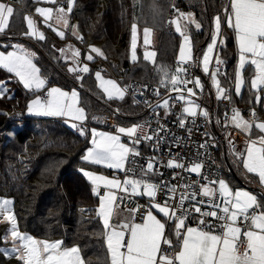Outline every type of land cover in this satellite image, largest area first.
Segmentation results:
<instances>
[{"label":"snow or ice","instance_id":"6c2138e0","mask_svg":"<svg viewBox=\"0 0 264 264\" xmlns=\"http://www.w3.org/2000/svg\"><path fill=\"white\" fill-rule=\"evenodd\" d=\"M35 3H47L57 5L53 7H36L35 12L43 18L52 31L61 39L65 38V31L54 28L50 21L60 25L63 29L72 28L71 34L78 40L83 37L78 34V26L69 24V17L73 12L75 0H64L57 4V0H34ZM175 7V6H173ZM177 18L170 21L175 26V32L179 34L182 42L179 46V56L174 74H169L163 67L157 69L162 72L164 79L159 81L160 86L175 91L174 99L183 101L189 106L183 107L177 121L180 128L186 127V117H192L195 123L197 108L199 105L188 97L195 96L193 88L187 87L193 84L203 91L204 85L200 79L186 78L189 70L184 65L195 63L202 64L204 74L210 75L212 85L216 89V98L230 101L227 90L221 86L218 75L222 74L221 66L225 61L220 57V46L223 44L222 25H226L234 34L238 47V65L234 73V92L241 95L246 81L242 75L247 65H251L255 75L250 81V91L255 95V102H261L260 92L264 91V0H229L228 6L223 9V19L220 15L213 18L214 30L210 34V42L202 50V58L193 55V43L189 34V25H194L197 31L202 25L197 22L192 13L180 12ZM14 17L13 6L0 0V34H5ZM27 31L22 33L28 38H36L39 41L46 39L44 32L36 27V21L30 16L24 17ZM183 21V23H182ZM131 60L137 61L138 25H131ZM151 29L145 28L144 45L149 44ZM13 51H0V69L14 74L23 88L33 93L45 91V95H35L26 105V112L36 116L65 117L81 136L87 134L83 122L87 119L85 109L79 106V93L76 89L71 92L58 87L46 89L48 81L42 78L41 69L33 62L34 52H30L23 45H11ZM63 56L66 51H71V58L76 62L75 67H69L68 71L76 73V79L82 80L81 74L90 73L87 64L79 66L80 50L69 46L68 49L59 50ZM90 52L104 57L101 49L90 46ZM156 53L144 52V60L155 63ZM106 59V57H104ZM88 61H93L91 54L86 56ZM215 61V71L210 72V64ZM95 80L98 87L108 100H123L130 86H121L117 81L105 79L101 71L95 72ZM146 87V86H145ZM187 93V96L185 95ZM153 94L159 96L156 89ZM143 95V91L140 92ZM7 96L6 84L0 83V99ZM11 99V96H7ZM134 103L141 101L134 100ZM143 103L152 108L154 115H158L156 109H163L165 115L170 112L168 99L163 103L151 105L145 100ZM117 111H119L117 109ZM4 114L0 112V115ZM206 120L209 112H199ZM251 120L245 119L242 113L233 108L230 121H225V126L230 123L236 129L246 134L245 148L239 152L231 140L232 155L242 164L247 173L258 178L261 186H264V122H257L255 109L250 112ZM217 124L221 122L216 121ZM257 129L261 135L255 139L252 137L253 129ZM165 131L163 125L158 123L155 131L151 125L137 124L129 127L119 126L116 134L91 130V147L87 148L82 156L83 161L92 165H102L107 169L123 172L125 178H109L92 171L81 169L83 175L91 182L92 191L99 198L98 208L95 209L97 218L102 221L103 235L106 248L110 257V264H264V201L255 194L243 189L233 190L225 179L219 177L212 179L204 174L206 162L196 157L204 155L197 152L196 157L188 160L187 165L182 162L185 157L169 159L164 165L169 169H181L188 174H196L202 181L193 180L190 183L170 184L160 179L154 181L153 177L160 176L156 158L149 157L146 165H139L137 158L141 156L138 145L145 141L159 142L161 133ZM189 131H191L189 129ZM127 137L129 144L122 142L121 137ZM209 141L205 140L199 145L201 149H207ZM215 147V144H211ZM183 179L180 173L172 176L173 180ZM212 185V186H210ZM218 185L217 187H214ZM105 191L101 194L100 189ZM181 189L177 195V189ZM192 189V190H190ZM158 194L161 199L157 200ZM198 196L207 200L197 199ZM136 197H147V208L142 213L141 222H135V214L140 212L139 207L130 208L132 219L125 218L118 223H112L113 217L120 203L131 201ZM10 199H0V222L8 223L3 239L11 236L14 244L18 246L11 249L0 248V254L11 256L21 261V264H85L78 246L64 247L62 241H47L33 238L27 233L18 230L16 216L12 211ZM207 205L210 210H202ZM154 211L156 214H154ZM193 213L199 214L197 226H188L187 221ZM159 216V218H158ZM211 218V219H209ZM175 237L173 243L172 237ZM162 244L167 248H162ZM172 249L171 254L167 249Z\"/></svg>","mask_w":264,"mask_h":264},{"label":"trees","instance_id":"16d2710c","mask_svg":"<svg viewBox=\"0 0 264 264\" xmlns=\"http://www.w3.org/2000/svg\"><path fill=\"white\" fill-rule=\"evenodd\" d=\"M226 2L140 0V3L135 4V0H75L70 20L77 23L80 36L83 37L80 41L81 54L90 46L97 45L106 57L93 56L94 60L89 61L90 73L84 74L82 80H77L68 72V61L61 59L55 47L70 39L68 31H65V38L61 39L47 25H42L46 37L44 41L30 39L22 34L27 31L24 17L35 3L33 0H20L14 6L10 27L0 37V41H21L33 48L36 52L35 62L41 74L47 77L46 86L58 84L66 88H80L81 104L88 113V119L95 112L109 114L115 111L116 119L124 123L131 120V117L135 120L142 116V109L132 104L127 95L123 100H108L96 86L94 72L99 69L120 82L132 76L159 79L161 72L157 69L160 67L172 73L180 41L179 35L165 26L172 11L178 8H192L195 11L203 24L202 30L191 28L189 33L195 43L194 53L199 54L210 30L211 17L215 14L223 16L221 9L226 7ZM135 16L141 25L149 23L159 30L153 65L141 60L135 64L129 61L130 29ZM222 37L219 54L225 61V71L221 76L228 81L236 51L228 30L223 29ZM2 48L6 50L10 46ZM3 78H7V75L0 71V79ZM6 83L9 92H12V95L7 96L12 98L6 96L0 99V112L4 113L0 115V195L14 199L13 209L18 229L44 240L61 239L64 245L77 244L85 264H109L102 222L95 214L97 196L81 172V168L87 164L82 156L89 145L88 133L81 136L61 119L25 115L28 99L34 94L11 78ZM232 101L236 107H252L246 102L240 104ZM220 106L223 113L221 103ZM130 112L134 115H129ZM243 113L246 114L245 111ZM16 122L20 123V127L12 135H7V129ZM217 143L214 156H218L219 160L215 158L220 165L221 143L218 146ZM231 167L234 170V165ZM229 177L232 182H237L234 178L236 176ZM238 182L243 183L240 180ZM259 196L264 201V194ZM6 227L7 223L0 222V248L11 242L3 239ZM0 264H21V261L15 256L0 254Z\"/></svg>","mask_w":264,"mask_h":264},{"label":"built area","instance_id":"2783aa9c","mask_svg":"<svg viewBox=\"0 0 264 264\" xmlns=\"http://www.w3.org/2000/svg\"><path fill=\"white\" fill-rule=\"evenodd\" d=\"M169 20H167L165 25L167 27L170 25ZM194 54H195L194 57L198 58V54L197 53ZM176 67H177V60L173 62V72L172 73L170 72L169 74H174ZM184 67H187L189 70V75L186 78L194 79L198 77L199 66H197L195 63H192L190 65H184ZM210 71H215L214 60L213 63L210 64ZM221 71L222 72L225 71V63L224 65L221 66ZM164 78L165 77L161 72L159 79H152L151 77L138 78L132 76L129 77L128 80L125 82L121 81L123 86H130L129 91L126 95L129 96L133 101L134 100L141 101V103H138V105L141 107L143 111V115L135 120L134 125L145 124V122H147L148 124L151 125V130L155 131L159 123L160 125H163V127L165 128V131L161 133V137L158 143L155 141L152 142L145 141L137 146L141 153V156L137 158L138 164L146 165L148 158L154 156L158 161L157 164L158 171L163 174L162 177L160 176L153 177L154 181L163 179L164 181L169 182L170 184H183V183H190L193 180H195V181H200L203 184L206 183V181H202L201 177L197 176L194 173L188 174L181 169H169L164 166L169 159L172 158L179 159V157H177V153H179L180 157H185V159L182 162H184L187 165L188 160L192 159L193 157H196L197 152H200V153H204V155L196 158L206 162L204 174L208 175L212 179H215L217 177L224 179L222 170L219 167L217 160L214 156L215 147L211 146V144H215L216 146V143L219 140V138L218 136L216 137L211 136L212 134L208 122L209 119L206 120L203 116L199 115V112L202 111L205 104L207 87L204 85L203 91H201V89L196 88L191 83L187 85V87L193 88V91L196 93L195 96L188 97V99L194 101L195 104L199 105V108H197L198 115L195 118V123H193L192 122L193 118L187 117V114H185L186 127L180 128L177 123L179 119V114L181 113L182 108L188 106V104H185L183 101L177 102L174 99L177 93L171 90L170 85L168 89H165L164 87L160 86L159 81ZM154 89L160 92L159 96L153 94ZM141 91H143V95H140ZM45 94L46 93H42L41 95H45ZM185 95L187 96L186 92ZM227 95L230 96V101L226 99H221V104L223 108L222 120L224 125V129H223L224 133L222 135L224 137L226 134V136H228V138L233 142V144H237L238 141H242L241 134L237 130L235 131L230 126L229 123L227 126H225V121L226 120L230 121L232 109L235 108L232 101V94L227 92ZM260 96L261 99L264 100V91L260 92ZM165 99H168L170 103V112L168 115H165L163 109H156L158 115H154L152 108H150L147 104L143 103V101L147 100L150 102L151 105L155 106L158 102L163 103V100ZM240 108L242 111L246 112V115L251 120L249 110L244 107H240ZM116 115L117 112L115 111H113V113L103 114L96 122H98L99 124H101L106 128L115 129L114 125L116 124L114 121V116ZM83 126L84 125H82V127ZM189 129L191 131H189ZM123 138L127 139V137L125 136H123ZM205 140L209 141L210 146L207 149L199 148V145L203 143ZM175 173H180V177H183V179L178 178L176 180H173L172 176ZM118 174L123 177L125 176L123 172H119ZM214 187L218 188V185ZM180 191L181 189L178 188L177 195H179ZM160 199L161 197L158 194L157 200ZM197 199L207 200L208 198L198 196ZM147 202H148L147 197H136L133 198L131 201L125 200L122 203H120L119 209H124V210L128 209L129 211L130 208L139 207L141 211L135 214V222H141L142 213L147 208ZM201 207L202 210H210L207 207V205H203ZM198 216L199 214L193 213L192 217L187 221V224L197 226ZM131 219H132V215H131ZM162 248H167V246L162 244ZM167 251L169 254H171L172 249L168 248Z\"/></svg>","mask_w":264,"mask_h":264},{"label":"crops","instance_id":"0c3cea01","mask_svg":"<svg viewBox=\"0 0 264 264\" xmlns=\"http://www.w3.org/2000/svg\"><path fill=\"white\" fill-rule=\"evenodd\" d=\"M227 2H226V6H228V3H229V0H226ZM64 3V2H63ZM178 10L180 11V12H188V11H190V12H192L193 13V17H194V19L197 21V22H199L200 24H201V22L198 20V18H197V15H196V13H195V11H193V9L192 8H189V9H187V10H182V9H180V8H178ZM218 14H215V15H213L212 17H211V23H210V30H209V33L206 35L207 37H206V39H205V41L203 42V46H202V48H200V51H199V54H198V58H200L201 57V54H202V50H204L205 48H206V46H207V44L210 42V34H211V32H212V28H213V24H214V20H213V18L215 17V16H217ZM221 16V15H220ZM221 18L223 19V16H221ZM69 21H70V23H72V24H74V25H77V23L76 22H71V20H70V17H69ZM201 25H203V24H201ZM190 27H192L194 30H196L195 29V27H193V26H190ZM169 28L171 29V30H173V28H172V24H170L169 25ZM223 29H225V30H228L229 31V33H230V35H231V37H232V40H233V42H234V47H235V51H236V59H235V62H234V66L232 67V71H231V73H230V76H229V80L228 81H225L224 79H222V76L221 75H218V80L220 81V83H221V86L223 87V88H225L226 90H227V92H229L230 94H232V99L234 100V102L236 101L237 103H240L241 104V102H246V103H248V104H250V105H252V107L250 108V109H248V110H252V109H254L255 108V110H256V112H257V116H259V118H258V121H261V122H264V100L263 99H261V102L260 103H256L255 102V95H254V93L252 92V91H250V81H251V79L254 77V75H255V72H254V69H253V67L251 66V65H247L246 66V68H245V70H243V73H242V75H243V77H244V79H245V81H246V84H245V87L242 89V92H241V95H239V96H237L236 94H235V92H234V73H235V70H236V67H237V65H238V47H237V45H236V43H235V39H234V34H233V32H232V30L231 29H229V28H227V26L226 25H222V31H223ZM62 30L63 31H65L63 28H62ZM201 30H202V28H201ZM174 31V30H173ZM197 31V30H196ZM200 31V30H199ZM70 33V32H69ZM78 34L80 35V32H79V29H78ZM156 34V33H155ZM190 34V33H189ZM70 39H68L67 41H65V42H67V43H71V44H74L76 47H77V49H79V50H81L80 49V47H78L77 46V44H79V42L81 41V40H78V39H76L71 33H70ZM190 36H191V34H190ZM192 38V37H191ZM156 41H157V39H156ZM5 42V41H4ZM7 45L6 46H10V48H8V49H3L2 47L3 46H5V45H3V44H0V51H5V52H7V51H13L14 50V48L13 47H11V45H13V43H21V44H24L28 49H31V50H33L34 51V49L33 48H30L27 44H25V43H23V42H21V41H16V40H10L9 42H5ZM179 43H180V41H179ZM192 43H193V53H194V49H195V43L193 42V40H192ZM156 45H157V42H156ZM156 45H155V53L157 54V51H156ZM59 46V45H58ZM57 46V48L59 49V47ZM94 47H96V46H94ZM62 48V47H61ZM65 48V47H64ZM178 49H179V45H178ZM178 49H177V54H178ZM60 50V49H59ZM58 50V51H59ZM88 51V52H87ZM85 53H83V54H81V57L79 58V66L80 67H82L84 64H87L88 65V67L90 68V66H89V61L86 59V56L88 55V54H91V55H93V56H96V53H91L90 52V48L87 50ZM35 52V51H34ZM81 53V52H80ZM35 54H36V52H35ZM177 54H176V57H175V60H177ZM35 57H36V55H35ZM35 57H33V62L36 64V62H35ZM128 58H129V52H128ZM63 61H65L66 59L65 58H61ZM155 60H156V56H155V58H154ZM139 60H141V61H143V62H145V63H148L147 61H145L144 59H142V58H139V59H137V61L136 62H133V61H131L130 59H129V61L131 62V64H135V63H137ZM67 61V60H66ZM148 64H150V63H148ZM154 64V63H153ZM153 64H151V65H153ZM37 65V64H36ZM76 66V63L74 64V65H72V67H75ZM38 67V66H37ZM201 68V69H200ZM0 71L1 72H5L6 73V75H7V78H3V79H0V83H3V84H6V86H7V94H9V95H12V92L10 93L9 92V85H8V83H6V81H7V79H13L14 81H17L18 82V78H16L15 76H14V74H11V73H8L5 69H0ZM69 72V71H68ZM103 72V71H102ZM211 72V71H210ZM70 74H72V75H74L75 77H76V73H72V72H69ZM82 76L84 75V74H81ZM42 78H46V80H47V77H44L43 75H42ZM198 78L200 79V81H201V83L203 84V85H205L206 87H207V93H206V98H205V104H204V107H203V109H202V111L203 110H207L208 112H209V117L207 118V119H209V126H210V131H211V136H218V138H219V141L218 142H220L221 143V155H222V163H221V160H220V167H222V170H223V173H224V175L225 176H223L224 177V179L229 183V185H231V186H233L234 187V184H236L235 186H241V187H246V188H248V189H251V190H253L254 192H255V194H256V196L259 198V199H261V197L259 196V195H262V194H264V187H262V186H260V183H259V181H258V178L257 177H255L253 174H249V173H247L246 172V170H244L242 167H239V166H237L231 159H230V157L228 156V154H227V150H228V147H227V145H226V143H225V141H224V138H223V133H224V125H223V120H222V112H221V106H220V103H221V99H217L216 98V96H215V92H214V89L212 88V86H211V84H212V82H211V78H210V75H206V74H204V72L202 71V67H201V65L199 66V70H198ZM118 80V79H117ZM21 85V87H23L22 86V84H20ZM47 85V84H46ZM50 85H48V86H46V89L49 87ZM61 88H66V87H61ZM42 93H45V91L44 90H41V92L39 93V95H41ZM244 93V94H243ZM105 96V95H104ZM106 97V96H105ZM125 97H126V95H125ZM130 99V101H131V103L132 104H135L136 106H138L140 109H141V107L138 105V104H136V103H134V101L131 99V98H129ZM126 100V99H125ZM124 100V101H125ZM79 103H80V105L82 106V104H81V99H80V96H79ZM189 106V105H188ZM83 107V106H82ZM236 107V106H235ZM240 108V107H239ZM136 110V109H135ZM86 112V111H85ZM137 112L138 113H140L141 111H139V110H137ZM136 112V113H137ZM112 113H113V111H112ZM132 112H130V113H128L129 115L131 114ZM100 114H108V113H100ZM99 114V115H100ZM141 114V113H140ZM18 115V114H17ZM26 115L27 116H36V115H30V114H28V113H26ZM97 115V114H96ZM131 115H134L133 113L131 114ZM86 116H87V118H88V113H86ZM37 117H51V116H37ZM116 117L117 116H114V121H115V123H121V124H123V125H129V124H132V123H135V120L134 119H132V117L130 118L131 120H129V121H126V122H121V121H119V120H117L116 119ZM51 118H55V117H51ZM92 119H93V121L94 122H96L97 120H95L94 118V115L91 117ZM57 119H61V118H57ZM99 119V118H98ZM62 120V119H61ZM217 120H219L221 123L220 124H217L216 123V121ZM96 123H98V122H96ZM99 124V123H98ZM230 124V123H229ZM235 130V129H234ZM236 131V130H235ZM240 134H241V136H242V138L244 139V137H243V134L239 131V130H237ZM257 135H261V133H259V131L257 130V129H253V132H252V136H257ZM123 142V141H122ZM240 150H242V144H241V149ZM219 156H220V154H219ZM219 160V159H218ZM240 163V162H239ZM231 165H234V170H233V167H231ZM235 167H239L238 169H236ZM83 168V167H82ZM81 168V169H82ZM85 168H87V169H85ZM89 168V169H88ZM84 170H90V171H95V172H97V174H103V175H105V176H108L109 178H114V177H116V178H119V179H121V180H123L124 178H125V176L123 177V176H120L118 173H119V171H116V170H112V169H106L104 166H102V165H92V164H89L88 162H87V164L84 166V168H83ZM101 171V172H100ZM82 172V171H81ZM103 172H105V173H103ZM231 172L233 173V174H231ZM222 173V174H223ZM230 175H234V176H236V177H234L237 181L238 180H240V181H243V183L242 184H237L236 182L234 183V182H232L231 181V179H230ZM87 178V177H86ZM88 180V179H87ZM90 182V181H89ZM91 183V182H90ZM92 185V184H91ZM246 185V186H245ZM92 188H93V186H92ZM105 190L103 189V188H101L100 189V192L101 193H103ZM96 195V194H95ZM97 196V195H96ZM98 197V196H97ZM262 200V199H261ZM263 201V200H262ZM117 212H118V214L117 215H115L114 217H113V220H112V223H118V222H120L121 220H123V219H125V218H128L129 220H131V213L128 211V209L127 210H124V209H117L116 210ZM154 214H156L155 213V211H154ZM158 218H159V216H158ZM188 226H193V225H188ZM193 227H196V226H193ZM172 239H173V243H175L176 241H175V237L173 236L172 237ZM105 246H106V243H105ZM107 249V248H106ZM109 256V255H108ZM83 258V257H82ZM109 264H110V257H109Z\"/></svg>","mask_w":264,"mask_h":264},{"label":"rangeland","instance_id":"374dc122","mask_svg":"<svg viewBox=\"0 0 264 264\" xmlns=\"http://www.w3.org/2000/svg\"><path fill=\"white\" fill-rule=\"evenodd\" d=\"M19 1L20 0H2V2H4V3H6V4H9V5H11V6H13V8H14V6L16 5V4H19ZM34 1V0H33ZM64 2V0H57V4H60V3H63ZM138 3H140V0H135V4H138ZM223 3V2H222ZM63 6L65 7V9H66V7H67V4L66 3H63ZM36 7H53L54 9L57 7V5H52V4H47V3H39V4H37V3H34L33 4V6H32V8L30 9V10H28L26 13H25V16H30L31 18H33L37 23H36V27L38 28V30L39 31H42V32H44V30H43V26L42 25H46V24H44V22H43V18L42 17H40L36 12H35V8ZM224 8H225V6H224ZM222 11H223V7H222V9H221ZM170 11V10H169ZM173 13H171L170 15H169V17H170V20L169 21H171V20H173V19H176L177 18V11L175 10V11H172ZM184 13H192V12H190V11H188V12H184ZM193 14V13H192ZM24 23H25V27H26V21H25V19H24ZM49 23H51L52 24V26L54 27V28H58L59 30H62V26H60V25H56L55 24V22H54V20L53 21H50ZM133 23H136L137 25H138V42H137V49H136V53H137V59H139V58H142V59H144L143 57H144V52L147 50V51H152V52H154L155 51V45H156V39L158 40L159 39V36H160V34H159V30L158 29H156L155 27H153L152 25H150L149 23L147 24V23H144V25H141L140 24V21H137V17L135 16V19L133 20ZM132 23V24H133ZM182 23H183V21H182ZM69 24L70 25H74V24H72V23H70V21H69ZM190 26H193V27H195L194 25H189V32H190V29L192 28V27H190ZM145 28H149V29H151V33H150V35H149V37H148V39H149V44L148 45H144V43H143V41H144V34H143V30L145 29ZM172 28H173V30L175 31V26L174 25H172ZM26 30H27V27H26ZM65 31H68V32H72V28L71 27H69L68 29H64ZM214 30V24H213V28H212V31ZM156 33V34H155ZM178 34V33H177ZM3 34H0V37L2 36ZM179 35V34H178ZM180 37V36H179ZM36 39V38H35ZM5 42H7V41H5ZM4 41H0V44H3V45H7L6 43H5ZM181 42H182V39H181V37H180V43H179V46H180V44H181ZM15 44H20V45H23L25 48H27L24 44H21V43H13V45H15ZM82 45V43L81 42H79V44H77V46L78 47H80ZM69 46H72L73 48H75V49H77V47L74 45V44H71V43H67V42H62L61 44H60V46H58L59 47V49H68L69 48ZM96 46V48H98V46L97 45H95ZM55 47H57L56 45H55ZM62 47V48H61ZM65 47V48H64ZM28 49V48H27ZM58 49V50H59ZM30 52H34L33 50H31V49H28ZM35 53V52H34ZM58 53H59V56L61 57V58H65L67 61H68V63H67V66L68 65H74L76 62L71 58V51H66L64 54H63V56H62V54H61V52L60 51H58ZM193 55H195L194 53H193ZM178 56H179V49H178V54H177V60H178ZM81 57V56H80ZM200 58H202V54H201V57ZM129 59L131 60V35H130V45H129ZM132 61V60H131ZM148 63H150V64H153V62H150V61H147ZM201 67H202V64H201ZM201 69V68H200ZM96 71H101V70H99V69H97ZM95 71V72H96ZM203 71V70H202ZM95 72H94V77H95ZM101 74H102V76H104V78L105 79H112V80H115V81H117L118 82V84H122L120 81H118L114 76H112L111 74H108V73H104V72H102L101 71ZM95 82H96V86L98 87V82L95 80ZM122 87H123V84L121 85ZM211 86H212V88L214 89V94H215V96H216V89H215V87L211 84ZM51 87H58V88H60V89H62V90H64V91H68V92H71V90H73V89H76L77 91H78V93H79V90L81 91V89L80 88H77V87H71V88H61L62 86H60V85H58V84H50V86L48 87V88H51ZM79 89V90H78ZM98 89L102 92V90L98 87ZM35 95H39V93H36ZM35 95H32L29 99H28V102H27V104L32 100V99H34L35 98ZM79 96H80V94H79ZM79 106L80 107H82L81 105H80V103H79ZM235 109H237V110H239L241 113H242V115H243V117L245 118V119H248V120H250V118L245 114V113H243V111L241 110V108H239V107H235ZM255 109V108H254ZM249 112H251V110H249ZM255 112H256V110H255ZM26 110H25V115H26ZM94 114V113H93ZM97 114V115H96ZM100 113H97V112H95V114H94V119H98V118H100L102 115L100 114ZM93 116V115H92ZM91 116V117H92ZM256 116H257V112H256ZM90 117V119H86L84 122H83V127L85 128V130H86V132L88 133V137H89V145H88V147L87 148H89V147H91V143H90V141H91V130L92 129H95V130H97V131H100V132H107V133H109V134H116V128L117 127H119V126H123V127H129V126H133L134 125V123H132V124H129V125H123V124H121V123H115L116 125H114L115 126V129H112V128H106V127H104V126H102L101 124H98V123H96V122H94L93 121V119ZM258 118H259V116H257ZM55 118H61L63 121H65L66 122V120H67V118H65V117H55ZM257 122H261V121H257ZM67 124H69V126H71V123H80V122H75V121H68V122H66ZM230 126L233 128V129H235V130H238V129H236L234 126H232L231 124H230ZM20 127V123L19 122H16V123H14V124H12V126L9 128V129H7V131H6V134L7 135H12L18 128ZM73 128V127H72ZM240 131V130H239ZM241 132V131H240ZM242 134H243V137H244V139L242 138V141H238L237 142V144H234L235 145V149H236V151L237 152H239V151H241L240 149H241V144H242V150L245 148V142H246V134H244L243 132H241ZM257 136H259V135H257ZM257 136H252L251 138H253V139H255ZM224 138V141H225V143H226V145H227V147H228V150H227V154H228V156L230 157V159L237 165V166H239V167H242V164L241 163H239V161H237L236 160V158L232 155V152H231V146H230V144H229V138H228V136H226V134H225V136L223 137ZM121 140L124 142V143H126V144H129V146H131L130 145V143L127 141V139H124L123 138V136L121 137ZM219 145V142L217 143V146ZM87 148H86V150H87ZM86 150L84 151V153H83V155L84 154H86ZM216 156V155H215ZM216 158H217V160H218V156H216ZM98 166V165H97ZM239 167H235L236 169H238ZM106 168V167H105ZM243 168V167H242ZM83 169V168H82ZM85 169H87V168H85ZM89 169V168H88ZM107 169V168H106ZM84 170V169H83ZM87 171H90V170H87ZM96 171V170H95ZM94 171V172H95ZM93 172V171H92ZM101 172V171H100ZM95 173H97V172H95ZM103 173H105V172H103ZM103 175V174H102ZM237 184L239 183L238 181L236 182ZM236 184H234V187L233 186H231L230 185V187L233 189V190H236V189H243V190H247V191H250V192H252L253 194H255V192L253 191V190H251V189H248V188H246V187H241V186H235ZM260 186H261V184H260ZM262 187H264V186H262ZM101 194H103V193H101ZM256 195V194H255ZM0 199H10V200H14V199H12L11 197H9V196H3V195H0ZM97 201H98V203H97V205H96V209L98 208V205H99V198L97 197ZM11 207H12V211H13V213H14V209H13V204L11 205ZM102 222V221H101ZM102 224V223H101ZM7 226L8 227H6L7 229L10 227V225L7 223ZM19 230V229H18ZM20 231V230H19ZM21 233H27V234H29L30 235V233H28V232H22V231H20ZM31 236L33 237V238H35V239H38V240H44L43 238H39V237H36V236H34V235H32L31 234ZM8 241H11L8 245H4L3 247L1 246V248H4V249H11L12 247H14V246H18V242L16 243V244H14V242L12 241V239H11V236L9 235L8 236V239H7ZM45 240H47V239H45ZM47 241H62L61 239H54V240H47ZM63 242V241H62ZM63 246L64 247H73V246H77V244H74V245H64L63 244ZM80 253H81V251H80ZM11 256H15V254H13V255H11ZM81 256H82V254H81ZM84 260V259H83Z\"/></svg>","mask_w":264,"mask_h":264},{"label":"water","instance_id":"95a60500","mask_svg":"<svg viewBox=\"0 0 264 264\" xmlns=\"http://www.w3.org/2000/svg\"><path fill=\"white\" fill-rule=\"evenodd\" d=\"M69 67H72V66H71V65H68V66H67V69H68ZM245 186H246V185H245ZM246 187H247V186H246Z\"/></svg>","mask_w":264,"mask_h":264}]
</instances>
